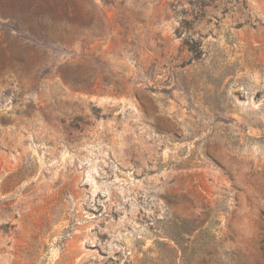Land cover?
<instances>
[{
	"label": "rangeland",
	"instance_id": "1",
	"mask_svg": "<svg viewBox=\"0 0 264 264\" xmlns=\"http://www.w3.org/2000/svg\"><path fill=\"white\" fill-rule=\"evenodd\" d=\"M0 264H264V0H0Z\"/></svg>",
	"mask_w": 264,
	"mask_h": 264
}]
</instances>
